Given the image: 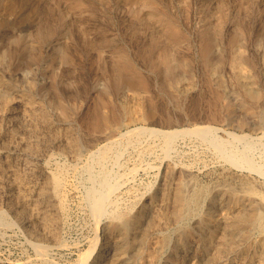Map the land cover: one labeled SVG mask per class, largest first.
<instances>
[{
  "label": "rangeland",
  "instance_id": "1",
  "mask_svg": "<svg viewBox=\"0 0 264 264\" xmlns=\"http://www.w3.org/2000/svg\"><path fill=\"white\" fill-rule=\"evenodd\" d=\"M205 1H209L208 2L209 5H207ZM247 1L246 0H242V1L241 0H231V1L228 0L227 2L226 0H212V1L210 0H183V1L182 0H155V5H156L155 9L153 8L150 9L149 7H143L137 16H133L128 11V7L124 4V1L122 0H34L33 1L34 8L31 9L30 14H29L30 18L33 19L31 23L25 25L22 21H17L15 24L0 25V53H1L0 54L1 56L0 57V76L2 77V79L0 80V109L2 107V109L0 110V115L3 116V117L0 116V119H2L0 121V130H1L0 133L2 132L3 134L6 135V137L4 135V138L0 139V143H1L0 144L1 145L0 146V160H1L0 169L2 168L0 170V210H1L0 218H2V220L0 219L1 220L0 221L1 222L0 223V258H1L0 264H6L8 262H11V260H14L16 263L19 262L20 264H48V263L49 264H56V263L57 264H68L69 263L70 264L73 261L74 262L71 264H97V263L102 264L104 261L97 262V259H96L97 256L101 253L102 251L101 249L97 250L98 253L95 256H91L89 257V259H86V258L90 255L92 243L97 242L98 240L97 235H99L100 232L101 233L104 232L106 225L110 218L109 212L113 208L114 209L121 208L120 210L128 212L130 214L129 215L130 217L132 215V212L136 211V209H140L144 207V204L146 202L145 200H147L150 196H153V197L155 196L156 198L157 197L156 190L158 189L159 183L163 180V173L166 169L173 171L175 181L183 182L184 192L187 194L189 193V195L186 194L187 196H193L195 192H199V200L197 203L192 204L190 208L187 209L184 217L181 220L176 221L175 218L172 216L173 215L172 212H170L169 210L168 212L161 213L162 215L159 214L158 217L156 216L157 218L153 217L156 222L158 218L164 219L165 224L160 232L156 234H149V235L152 236V238L154 239L161 237L163 234H166V235L170 234V235H167L166 244L158 251L159 254L157 255L160 257L158 258L157 256L156 260H154L152 264H158V263L159 264H171L170 259L172 258L173 255L181 259L184 262V264H204L203 262L201 263V260H200V257L203 255L202 253L203 243L201 242L202 241L201 239L204 238L206 234H208L211 230L212 231L210 232V234L214 233L216 235L217 233H219V231H221L220 226L224 225L225 223H227V225L229 226L231 222L233 221L232 219L234 217L233 214L235 212V208L241 207L240 205L244 202L246 203L251 202L255 204L261 211H264V205H263L264 204V200H263L264 199V173L262 172L259 173L260 171H257L254 168L248 167L247 165L245 166V164L243 163L238 164V165L236 164L237 166L235 165V163L233 162L231 163V161L228 158H226V156L223 153L221 154V152L218 149H216L215 145L210 141L211 139L209 137L203 136L204 137L203 138L201 137L202 135L200 136V134H196L193 132H187V133L178 135L177 138L175 137L176 139L174 138L173 140L174 142H172L171 145L167 146V143L164 142L166 141V139L165 137L162 138L163 135L161 133L159 134L157 133L156 135L155 132H150L151 133L150 134L149 131H146L147 132L146 133V132H138L136 130L137 127L142 126V125L154 126L157 128L163 127L162 129H172L174 127L180 128L184 126L192 127L196 125H204L205 123H206L205 125L210 124V126L216 127L214 128L216 129L217 135L223 134L224 137L219 135L217 136L218 138L220 139L229 138L230 141L225 146L228 149H233V148L238 149V147H243V145L246 144L248 141L254 142L253 143L254 145H251L250 155L252 156L254 160H256L258 164H261V163L264 164V135L262 134V132H264V124H262L261 119H260L261 118L260 114L264 113L262 112V110L264 111V100H263L264 99V91H263L264 90V57H263L264 56V34H263L264 33V26H263L264 25V0L262 1L261 0H256V1L249 0L250 3ZM118 2H119V5H118ZM202 2L206 4L205 5L206 9L204 8V4ZM215 4L218 7L215 6ZM197 7H198V10H197ZM49 10L52 11L51 14L49 13ZM193 10H195V12ZM204 11H205V14H204ZM251 12H252L251 14L252 16L249 15ZM163 13L170 15L174 19V23L176 24L177 29L178 30L180 29L179 37L173 38L170 35L169 31L166 29V27H164L162 22L158 20L157 18L158 15L163 14ZM198 13L200 15H198ZM226 14H229V16ZM208 17L211 19L208 20ZM250 17H252L253 19ZM202 19L203 21H199ZM220 19L221 21H219ZM214 20L215 22H212ZM224 20L226 22L228 21L229 22L225 23ZM205 22H206V25H205ZM216 22H219V23H216ZM221 22L224 23L225 25L223 24L222 26ZM216 24L218 25L217 28H216ZM198 25L199 26L203 25L202 26L203 28L197 27ZM208 27L210 28L208 29ZM186 29H188L190 33L193 31L192 34H190L189 31L187 33ZM206 30L207 31L209 30V31L206 32ZM214 30L217 32H215ZM221 30L223 32L222 33L223 36L221 35ZM156 31L158 33H156ZM213 31L214 33H217V34H213ZM201 34H204L205 38H204V35H201ZM241 35H245L246 37L245 36L241 37ZM193 37L197 38V40L194 39ZM65 38H68V39H65ZM239 38L241 41L239 40ZM247 38H249L250 41H248ZM198 40L200 42H198ZM206 42H209L211 46L209 50V56H210L209 64H206L203 59V48ZM248 42L251 45H249ZM225 44H227V46ZM243 48L246 50V53ZM230 49L232 50L231 53H229ZM249 49H250V52H249ZM235 51L237 52L242 51L241 54L244 59L246 58L245 61L250 60V62L246 61L248 62L247 64L245 61L242 62V67L244 68L242 69L245 71V72L243 71L244 76L242 77L244 78V81L248 85L251 86L253 84L252 87L256 90L258 89L261 95V97L258 100L252 99L245 92L242 86V83L238 81V78L232 73L230 69L231 59ZM253 51L254 53H252ZM121 55H125L126 57L131 59L135 63L137 69L147 77L148 79L147 86L133 87V86H129L128 84H125L117 89L114 87V83L116 79L121 80L123 75L128 74L127 72H125L126 74L125 73L119 74V76L115 74L114 64L116 63V60ZM165 55H168L169 58H171L172 65H168L164 62ZM227 56H228V59L226 58ZM213 69L214 71L211 72ZM174 70H179L182 73L181 75L182 79H180V82L178 83V88H181L179 90L174 88L175 85H170L167 83V79L172 76V73ZM210 73L211 75H209ZM261 75H262V78H261ZM260 80H262L263 84H261ZM191 82H193V84H191ZM254 82H257V83H254ZM184 83L187 84L188 86L184 85ZM204 86H205V89H204ZM212 86H214L215 88H213ZM67 89L70 90V92H68ZM236 92L240 94L237 95ZM12 94L13 95H16V94L23 95L24 94L23 96L25 98L27 95L26 99H28V101H31L30 103L33 105V109H34L33 113H31L32 111L22 112L21 102H15L13 103V106L10 107V105L12 104L10 102L11 101L10 98L13 96ZM122 95L125 97H123ZM236 97H237V100H236ZM40 99H42L43 101ZM123 99L125 100V103L122 102L124 101ZM133 99L134 101H132ZM5 100L8 102H5ZM253 102H255L256 105L253 104ZM97 103H100L101 111L109 115V120L107 121L106 124H103L100 127H93L92 122L94 120ZM125 104L129 106L130 108L126 110L124 108ZM62 105L67 106L66 111H64L61 108ZM15 106L16 107L18 106L17 110ZM208 109H209V112H208ZM15 112H16V115H15ZM203 115H205L206 117H203ZM199 116H200V119H199ZM208 116L210 117L207 119ZM12 118H16L17 121L16 119H12ZM168 119H170V121H168ZM50 121L53 123H51ZM160 122H161V125H160ZM163 122L167 125H165ZM175 122H178V123H175ZM12 123H13V126H12ZM31 124H32V127L30 126ZM52 126L54 127V129ZM22 128L23 130H21ZM34 128L36 129L35 131H34ZM217 128H220V129H217ZM132 129L134 130V132L133 131H129L130 133L127 132L128 130H132ZM37 132L39 134H37ZM232 132L243 133L247 135L249 134V136H248V139L245 138L241 141L234 140L231 134ZM20 134L21 136L27 137V139L31 136V139L28 140L26 144L24 143V145H21L19 144ZM41 134H42V137H41ZM102 134L104 137L102 136ZM148 135H150V137H148ZM93 136L95 137V139ZM115 136H118V137H115ZM258 136H261V137H258ZM65 139L68 140L69 142L68 144L66 143L67 140ZM85 139H88L89 141ZM138 140L140 141L138 142ZM7 141L8 143H5ZM43 141L44 142L46 141V142L43 143ZM113 142L115 143V145ZM242 143L244 144L242 145ZM16 144L18 145V147ZM59 144H61V146ZM62 144L65 146H63ZM101 144L102 146L105 144H108L109 147L111 148V149L108 148L106 152L107 154H104V157L103 155L101 156L98 154L97 155L94 154V152L99 148V146H101ZM111 144L113 145L111 146ZM124 145L128 148H126ZM25 146H26V149H24ZM136 149H137V152H136ZM6 151L7 153H5ZM116 152L119 158H117L118 156L116 155ZM167 152L169 153L168 155H167ZM138 153L139 155L137 156ZM128 154L130 155L128 156ZM5 155L7 156L5 157ZM91 156L95 159L93 160ZM163 156L165 160H163L164 159ZM223 156L224 158L222 159ZM167 157H170V158H167ZM225 158L228 159L229 161L226 160ZM108 159H110V162H107ZM23 160L25 163L22 164ZM121 161L122 163H120ZM57 162L59 164H57ZM91 165H94V166H91ZM157 165L159 167H157ZM188 165L189 166L191 165V166L189 167ZM22 166H23V169H22ZM42 166H46V167L48 166L47 168L50 170L58 171L60 173L62 172L61 174L63 176L62 182H61V185L58 191V198L56 200L57 208L54 205L56 210L57 209L58 210L54 213L55 215H53V221H54L53 226H54L55 234H56L54 236L55 239L53 240L52 238L47 237L49 235L44 233L42 225L34 217L28 204L26 205V203L29 202L30 199L36 196L35 192L31 191L32 190L31 188L34 185L42 182L41 186L43 189H45V184H46L45 179L43 177V173L40 170ZM68 166L71 169H69ZM262 166L264 167V165ZM100 167H102L103 169H101ZM240 167H244V168H240ZM10 168L13 172L10 171ZM183 169H185L186 171L185 170L183 171ZM98 170H100V172ZM252 170H255V171H252ZM91 171H93L94 173ZM66 173L67 175H65ZM105 174L109 176L110 182L113 185H115L116 189L113 190L114 193L112 192L110 196L111 198L109 197V202L107 203V205L108 204L109 205L108 206L106 205L107 211L104 214L105 216L104 215L103 217L100 216L101 217L100 218L96 216L95 214L93 215L92 213L93 209L91 207L92 205L90 202L91 197H88L89 195L87 191L89 187H91V185L96 188H100L102 181L104 180V177L106 176ZM123 174H126V175H123ZM235 175L237 176L235 177ZM91 176H93V178ZM36 177H38V179ZM81 177L83 180L81 179ZM87 179H89V181ZM212 180H214V182ZM116 181L118 182V184L120 183L122 184L117 185ZM122 181H124L125 183ZM15 184H18V185L16 186ZM207 184L209 185V187L207 186ZM27 185L29 186V190H24V188L22 187L27 186ZM229 185H231V187ZM16 187H18L17 188L18 191H15ZM258 189L260 190L258 191ZM14 193L16 194L14 195ZM10 194H11V197L9 198ZM49 194L50 192L48 191L45 193L43 198H41L42 200L44 199L43 204L45 205L47 204V206H49V202L50 203L52 202L51 196ZM62 195L65 197H63ZM115 198H117V200ZM11 199L14 201H12ZM115 201H117V203H115ZM2 202L6 204H3ZM110 202L112 205L110 204ZM68 205H69V208H67ZM2 211H3V214L1 213ZM18 211H21V216L18 215L17 213ZM67 214H70V216ZM148 214H149L148 211L146 210V208H144L143 212L141 213V220H143L141 222L146 223L147 220L149 219L151 220L152 217L150 215L147 216ZM6 217L8 218L7 222L9 223L11 222L10 224L6 223L5 221ZM187 218H188V222H187ZM205 220H207V223H206L207 225L204 223ZM217 221H219L218 222L219 224L217 223ZM214 222L215 224L216 223L218 224V227L215 230L220 229L217 232L213 229ZM91 224L93 225L91 226ZM20 227L22 230L20 229ZM248 230H249V225L242 224L238 230L234 231L232 235L229 236L230 239H228L227 244H226V247L228 246L226 250L228 251L227 255L230 258V261L228 264H240V262L242 263L244 262L243 264H249L250 262H251L250 264H254V263L257 264L256 258H257V255L260 253L259 251H262V250L264 251V247L258 244L259 243L258 239L261 236V233L259 232L258 229L252 228L250 238L246 239L245 232ZM21 233H23V235ZM149 235L146 238L150 237ZM43 236L44 237L46 236V237L43 238ZM29 239L31 241L35 240L36 243L33 241L32 242L33 245H32ZM63 240L67 242L66 243L67 245L62 246L65 244ZM29 241L31 244L29 243ZM48 241H50V243ZM37 244L38 246L40 244L45 245V247L47 248L46 253H44L43 255H40ZM46 245H51V246H46ZM99 245H100V240L98 241L97 246L99 247ZM256 246L257 248H255ZM146 248H147V245L145 242H143L141 245V249L145 252ZM88 250L89 252H87ZM240 251H242L243 254ZM78 252H80V254ZM251 253H253V255ZM46 254H47V257L45 256ZM245 255L247 257H245ZM141 256H144V253L140 256H136L132 254L130 256V260H132L133 262L140 260V259L145 260V257H141ZM83 257H84V260H83ZM27 258H30V259L28 260ZM26 259H27V263H25ZM54 259L56 260V262ZM16 260H20V261H16ZM81 260L82 262H80ZM29 261L31 263H29ZM40 261L43 263H41Z\"/></svg>",
  "mask_w": 264,
  "mask_h": 264
},
{
  "label": "bare ground",
  "instance_id": "2",
  "mask_svg": "<svg viewBox=\"0 0 264 264\" xmlns=\"http://www.w3.org/2000/svg\"><path fill=\"white\" fill-rule=\"evenodd\" d=\"M33 1L34 0H0V25H6V24H15L17 21H22L25 25H27V24H29V23H31L32 21H33V19H31L30 18V16H29V14H30V11H31V9H33L34 8V4H33ZM122 1H124V4L128 7V11L133 15V16H137L139 13H140V10L143 8V7H149L150 9H155V7H156V5H155V0H122ZM183 1V0H182ZM210 1H212V0H210ZM227 2H228V0H226ZM231 1V0H230ZM242 1V0H241ZM247 1V0H246ZM251 1V0H250ZM250 1L248 0L247 2H249L250 3ZM256 1V0H255ZM262 1V0H261ZM92 2V1H91ZM103 2V1H102ZM206 2V4L207 5H209L208 4V2L209 1H205ZM219 2V1H218ZM225 2V1H224ZM233 2V1H232ZM95 3V2H94ZM111 3H112V1H111ZM203 3V2H202ZM212 3V2H211ZM213 3H215V2H213ZM221 3V2H220ZM223 3V2H222ZM40 4V3H39ZM65 4V3H64ZM99 4H101V3H99ZM204 4V8L206 7L205 5V3H203ZM218 4V3H217ZM224 4V3H223ZM237 4V3H236ZM118 5H119V2H118ZM187 5V4H186ZM235 5V4H234ZM249 5V4H248ZM247 5V6H248ZM215 6H217L216 4H215ZM220 6H222V5H220ZM239 6V5H238ZM246 6V7H247ZM66 7V6H65ZM106 7V6H105ZM113 7V6H112ZM218 7V6H217ZM216 7V8H217ZM229 7V6H228ZM230 7H232V6H230ZM101 8V7H100ZM114 8V7H113ZM202 8V7H201ZM215 8V9H216ZM245 8V7H244ZM97 9V8H96ZM115 9V8H114ZM114 9H112V10H114ZM169 9V8H168ZM206 9V8H205ZM227 9V8H226ZM233 9V8H232ZM237 9V8H236ZM248 9V8H247ZM69 10V9H68ZM106 10V9H105ZM104 10V11H105ZM144 10V9H143ZM197 10H198V7H197ZM213 10H214V8H213ZM217 10H219V9H217ZM243 10V9H242ZM194 12H195V10H193ZM68 12H70V11H68ZM111 12V11H110ZM202 12V11H201ZM208 12V11H207ZM231 12V11H230ZM229 12V13H230ZM248 12V11H247ZM49 13L51 14L52 13V11L51 10H49ZM95 13V12H94ZM101 13V12H100ZM107 13V12H106ZM112 13V12H111ZM172 13V12H171ZM197 13V12H196ZM195 13V14H196ZM97 14V13H96ZM109 14V13H108ZM115 14V13H114ZM204 14H205V11H204ZM210 14V13H209ZM208 14V15H209ZM232 14H233V12H232ZM252 14V12L249 14V15H251ZM102 15V14H101ZM155 15V14H154ZM153 15V16H154ZM197 15V14H196ZM198 15H200L199 13H198ZM226 15H228L229 16V14H226ZM241 15V14H240ZM239 15V16H240ZM82 16V15H81ZM121 16H123V15H121ZM146 16V15H145ZM147 16H148V14H147ZM192 16V15H191ZM195 16V15H194ZM205 16V15H204ZM214 16V15H213ZM219 16V15H218ZM236 16V15H235ZM252 16V15H251ZM67 17V16H66ZM190 17V16H189ZM196 17V16H195ZM203 17V16H202ZM216 17V16H215ZM226 17V16H225ZM249 17V16H248ZM74 18V17H73ZM84 18V17H83ZM112 18H113V16H112ZM116 18V17H115ZM158 20L160 21V22H162V24L164 25V27H166V29L169 31V33H170V35L173 37V38H177V37H179V30L177 29V26H176V24L174 23V19L170 16V15H168V14H165V13H163V14H160V15H158ZM219 18V17H218ZM250 18H252V17H250ZM249 18V19H250ZM260 18V17H259ZM79 19V18H78ZM196 19V18H195ZM201 19V18H200ZM204 19H206V18H204ZM209 19H211V18H209L208 17V20ZM226 19V18H225ZM237 19V18H236ZM253 19V18H252ZM109 20V19H108ZM113 20H114V18H113ZM113 20H112V22H113ZM129 20V19H128ZM153 20V19H152ZM227 20V19H226ZM251 20V19H250ZM155 21V20H154ZM199 21H203V19L202 20H199ZM204 21H206V20H204ZM219 21H221V19L219 20ZM223 21V20H222ZM225 21V20H224ZM134 22V21H133ZM151 22V21H150ZM177 22V21H176ZM192 22V21H191ZM212 22H215V20L214 21H212ZM229 22V21H228ZM228 22H226L225 21V23H228ZM235 22V21H234ZM81 23V22H80ZM114 23H115V21H114ZM138 23V22H137ZM199 23V22H198ZM201 23V22H200ZM216 23H219V22H216ZM222 23V22H221ZM249 23V22H248ZM252 23H253V21H252ZM252 23H250V24H252ZM44 24V23H43ZM211 24V23H210ZM223 24L224 23H222V26H223ZM243 24V23H242ZM249 24V25H250ZM192 25V24H191ZM205 25H206V22H205ZM220 25V24H219ZM225 25V24H224ZM235 25V24H234ZM34 26V25H33ZM203 26V25H202ZM202 26H197V27H202ZM215 26V25H214ZM217 24H216V28H217ZM264 26V25H263ZM262 26V27H263ZM162 27V26H161ZM207 27V26H206ZM220 27V26H219ZM218 27V28H219ZM236 27H238V26H236ZM5 28V27H4ZM163 28V27H162ZM203 28V27H202ZM210 27H208V29H209ZM215 28V27H214ZM222 28H224V27H222ZM64 29V28H63ZM198 29V28H197ZM211 29H212V27H211ZM220 29V28H219ZM8 30V29H7ZM163 30V29H162ZM166 30V31H167ZM185 30V29H184ZM187 30V33H188V29H186ZM217 30V29H216ZM226 30V29H225ZM2 31V30H1ZM9 31V30H8ZM23 31V30H22ZM28 31V30H27ZM58 31V30H57ZM62 31V30H61ZM84 31V30H83ZM199 31H201V30H199ZM203 31H204V29H203ZM209 31V30H208ZM207 30H206V32H208ZM215 31V30H214ZM214 31H213V34H217V33H214ZM224 31V30H223ZM15 32V31H14ZM18 32V31H17ZM20 32V31H19ZM160 32V31H159ZM193 32V31H192ZM192 32L190 33V31H189V33L190 34H192ZM215 32H217V31H215ZM9 33V32H8ZM156 33H158L157 31H156ZM203 33V32H202ZM222 30H221V35H222ZM234 33V32H233ZM239 33H240V31H239ZM262 33H263V31H262ZM199 34V33H198ZM197 34V35H198ZM210 34V33H209ZM212 34V35H213ZM242 34H244V33H242ZM253 34V33H252ZM264 34V33H263ZM64 35V34H63ZM194 35H195V33H194ZM193 35V36H194ZM201 35H204V34H201ZM208 35V34H207ZM66 36V35H65ZM64 36V37H65ZM156 36V35H155ZM187 36V35H186ZM199 36V35H198ZM223 36V35H222ZM242 36H245V35H241V37ZM44 37V36H43ZM54 37V36H53ZM160 37H161V35H160ZM213 37V36H212ZM246 37V36H245ZM6 38V37H5ZM45 38V37H44ZM56 38V37H55ZM157 38V37H156ZM166 38V37H165ZM194 39H196L197 40V38H195V37H193ZM204 38H205V35H204ZM254 38V37H253ZM259 38V37H258ZM60 39V38H59ZM65 39H68V38H65ZM187 39H188V37H187ZM207 39V38H206ZM251 39V38H250ZM54 40V39H53ZM193 40V39H192ZM214 40V39H213ZM226 40V39H225ZM239 40H240V38H239ZM247 40L248 41H250L249 40V38H247ZM259 40V39H258ZM37 41V40H36ZM52 41V40H51ZM162 41V40H161ZM190 41V40H189ZM203 41V40H202ZM205 41V40H204ZM241 41V40H240ZM239 41V42H240ZM46 42V41H45ZM198 42H200L199 40H198ZM252 42V41H251ZM30 43V42H29ZM53 43V42H52ZM170 43V42H169ZM177 43V42H176ZM189 43V42H188ZM195 43V42H194ZM221 43V42H220ZM219 43V44H220ZM237 43V42H236ZM249 43V42H248ZM257 43V42H256ZM242 44V43H241ZM245 44V43H244ZM49 45V44H48ZM176 45V44H175ZM188 45V44H187ZM226 46H227V44H225ZM236 45V44H235ZM249 45H251L250 43H249ZM248 45V46H249ZM52 46V45H51ZM171 46H173V45H171ZM189 46H191V45H189ZM194 46V45H193ZM192 46V47H193ZM196 46V45H195ZM238 46V45H237ZM242 46V45H241ZM53 47V46H52ZM56 47V46H55ZM175 47V46H174ZM210 44H209V42H206V44H205V46H204V48H203V59H204V61H205V63L206 64H209L210 63V56H209V50H210ZM223 47V46H222ZM243 47V46H242ZM245 47H246V45H245ZM250 47V46H249ZM248 47V48H249ZM35 48V47H34ZM38 48V47H37ZM224 48V47H223ZM229 48V47H228ZM240 48V47H239ZM247 48V49H248ZM253 48V47H252ZM252 48H250V49H252ZM13 49V48H12ZM216 49V48H215ZM232 49V48H231ZM230 49V52L229 53H231V50ZM236 49V48H235ZM244 49V48H243ZM250 49H249V52H250ZM194 50V49H193ZM222 50V49H221ZM226 50H227V48H226ZM245 50V49H244ZM195 52V51H194ZM241 52L242 51H240V52H237V51H235L234 52V54H233V56H232V59H231V63H230V66H231V71H232V73L238 78V81H240L241 83H242V86H243V88H244V90H245V92L252 98V99H255V100H258L260 97H261V95H260V92L258 91V89L256 90V89H254L253 87H252V85L250 86V85H248L245 81H244V78L242 77V76H244L243 75V73L245 72L243 69V67H242V62H244L245 61V59L243 58V56H242V54H241ZM245 53H246V50H245ZM252 53H254V51L252 52ZM1 54V53H0ZM44 54V53H43ZM120 54V53H119ZM223 54V53H222ZM228 54V53H227ZM36 55H37V53H36ZM221 55V54H220ZM249 55V54H248ZM256 55V54H255ZM262 55V54H261ZM43 56V55H42ZM162 56V55H161ZM246 56V55H245ZM244 56V57H245ZM253 56V55H252ZM257 56V55H256ZM255 56V57H256ZM263 56V55H262ZM1 57V56H0ZM181 57V56H180ZM195 57V56H194ZM217 57V56H216ZM225 57V56H224ZM250 57V56H249ZM264 57V56H263ZM196 58H197V56H196ZM227 59H228V56L226 57ZM263 60V59H262ZM195 61V60H194ZM197 61V60H196ZM225 61H226V59H225ZM229 61V60H228ZM246 61H248V60H246ZM245 61V62H246ZM29 62V61H28ZM164 62L166 63V64H168V65H172V63H171V58H169V56L168 55H165V57H164ZM248 62H250V60L248 61ZM248 62H246V64L248 63ZM157 63V62H156ZM219 63V62H218ZM227 63V62H226ZM229 63V62H228ZM257 63V62H256ZM24 64V63H23ZM137 64V63H136ZM149 64H151V63H149ZM154 64V63H153ZM200 64V63H199ZM227 65V64H226ZM245 65V64H244ZM251 65V64H250ZM109 66V65H108ZM221 66V65H220ZM257 66V65H256ZM139 67V66H138ZM181 67V66H180ZM202 67V66H201ZM200 67V68H201ZM226 67H228V66H226ZM251 67V66H250ZM32 68V67H31ZM70 68V67H69ZM243 68V69H242ZM247 68H248V66H247ZM28 69H30V68H28ZM217 69V68H216ZM219 69H220V67H219ZM218 69V70H219ZM226 69V68H225ZM253 69V68H252ZM8 70V69H7ZM54 70V69H53ZM150 70V69H149ZM209 70V69H208ZM227 70V69H226ZM27 71V70H26ZM50 71V70H49ZM114 71H115V74L117 75V76H119V74H124L125 72H127L128 74H126V75H123L122 76V79L121 80H119V79H116L115 80V83H114V87L117 89V88H119V87H121V86H123V85H125V84H128L129 86H133V87H135V86H140V87H142V86H147V84H148V79H147V77L144 75V74H142L138 69H137V67H136V65H135V63L131 60V59H129L128 57H126L125 55H121V56H119V58L116 60V63L114 64ZM214 71V69L211 71V72H213ZM217 71V70H216ZM244 71V72H243ZM8 72V71H7ZM37 72H38V70H37ZM155 72V71H154ZM153 72V73H154ZM197 72H199V71H197ZM204 72H206V71H204ZM218 72V71H217ZM258 72H259V70H258ZM3 73V72H2ZM20 73V72H19ZM26 73V72H25ZM49 73V72H48ZM159 73V72H158ZM223 73V72H222ZM221 73V74H222ZM231 73V72H230ZM253 73V72H252ZM251 73V74H252ZM21 74V73H20ZM35 74V73H34ZM41 74V73H40ZM81 74H83V73H81ZM107 74V73H106ZM156 74V73H155ZM28 75V74H27ZM37 75V74H36ZM47 75V74H46ZM77 75V74H76ZM181 75H182V73L179 71V70H174L173 71V73H172V76L170 77V78H168L167 79V83L168 84H170V85H175V89H177V90H179V89H181V88H178V83L180 82V79H182L181 78ZM209 75H211V73L209 74ZM229 75V74H228ZM254 75H255V73H254ZM260 75V74H259ZM258 75V76H259ZM204 76V75H203ZM234 76V77H235ZM5 77V76H4ZM40 77V76H39ZM44 77V76H43ZM46 77V76H45ZM196 77V76H195ZM212 77V76H211ZM231 77H233V76H231ZM256 77V76H255ZM28 78V77H27ZM41 78H42V76H41ZM49 78V77H48ZM80 78V77H79ZM197 78V77H196ZM204 78V77H203ZM216 78V77H215ZM225 78V77H224ZM258 78H260V77H258ZM261 78H262V75H261ZM2 79V77L0 76V80ZM47 79V78H46ZM200 79H201V77H200ZM221 79V78H220ZM227 79V78H226ZM231 79V78H230ZM253 79V78H252ZM6 80V79H5ZM49 80V79H48ZM85 80V79H84ZM197 80V79H196ZM235 80V79H234ZM149 81H151V80H149ZM226 81V80H225ZM25 82V81H24ZM48 82V81H47ZM187 82V81H186ZM201 82V81H200ZM234 82V81H233ZM248 82V81H247ZM258 82V81H257ZM257 82H254V83H257ZM260 82H261V84H263L262 83V80H260ZM16 83V82H15ZM28 83H30V82H28ZM152 83V82H151ZM155 83V82H154ZM189 83V82H188ZM203 83H204V81H203ZM226 83V82H225ZM19 84H20V82H19ZM24 84V83H23ZM49 84V83H48ZM191 84H193V82H191ZM22 85V84H21ZM28 85V84H27ZM184 85H187V84H185L184 83ZM214 85V84H213ZM215 85H217V84H215ZM227 85V84H226ZM259 85V84H258ZM24 86V85H23ZM158 86V85H157ZM188 86V85H187ZM198 86V85H197ZM200 86V85H199ZM222 86H223V84H222ZM230 86V85H229ZM228 86V87H229ZM256 86V85H255ZM184 87V86H183ZM202 87V86H201ZM213 88H215L214 86H212ZM235 87H237V86H235ZM234 87V88H235ZM7 88V87H6ZM82 88V87H81ZM159 88V87H158ZM207 88V87H206ZM212 88V89H213ZM218 88V87H217ZM216 88V89H217ZM223 88V87H222ZM9 89V88H8ZM25 89V88H24ZM64 89H65V87H64ZM160 89V88H159ZM184 89V88H183ZM182 89V90H183ZM204 89H205V86H204ZM232 89H233V87H232ZM11 90V89H10ZM68 90V89H67ZM66 90V91H67ZM186 90V89H185ZM190 90H192V89H190ZM214 90V89H213ZM227 90V89H226ZM225 90V91H226ZM32 91V90H31ZM45 91V90H44ZM116 91V90H115ZM114 91V92H115ZM142 91V90H141ZM161 91V90H160ZM163 91V90H162ZM197 91V90H196ZM195 91V92H196ZM200 91V90H199ZM215 91V90H214ZM232 91V90H231ZM234 91V90H233ZM264 91V90H263ZM262 91V92H263ZM68 92H70V90H68ZM123 92H125V91H123ZM131 92V91H130ZM176 92V91H175ZM180 92V91H179ZM198 92V91H197ZM201 92V91H200ZM199 92V93H200ZM20 93V92H19ZM37 93V92H36ZM122 93V92H121ZM128 93H129V91H128ZM134 93V92H133ZM184 93H186V92H184ZM198 93V94H199ZM202 93V92H201ZM209 93V92H208ZM241 93H243V92H241ZM33 94V93H32ZM126 94H127V92H126ZM136 94V93H135ZM139 94V93H138ZM137 94V95H138ZM165 94V93H164ZM236 94L237 95H239L240 93H237L236 92ZM236 94H235V96H236ZM11 95V94H10ZM13 95V94H12ZM24 95V94H23ZM22 94H16V95H13L10 99H11V105H10V107L11 106H13V103H15V102H21L22 103V107H21V111L23 112V111H32L31 113H33V105L30 103L31 101H28V99H26L27 98V95H26V98L23 96ZM200 95V94H199ZM233 95V94H232ZM242 95V94H241ZM6 96V95H5ZM55 96V95H54ZM123 96V95H122ZM133 96V95H132ZM201 96V95H200ZM8 97V96H7ZM6 97V98H7ZM120 97V96H119ZM123 97H125V96H123ZM164 97V96H163ZM166 97V96H165ZM178 97V96H177ZM233 97V96H232ZM231 97V98H232ZM239 97V96H238ZM56 98V97H55ZM137 98V97H136ZM190 98V97H189ZM195 98H196V96H195ZM199 98V97H198ZM241 98V97H240ZM38 99V98H37ZM121 99H122V97H121ZM125 99V98H124ZM123 99V100H124ZM140 99H141V97H140ZM186 99V98H185ZM188 99V98H187ZM34 100V99H33ZM40 100H42V99H40ZM39 100V101H40ZM128 100H130V99H128ZM139 100V99H138ZM181 100H182V98H181ZM192 100H193V98H192ZM195 100V99H194ZM236 100H237V97H236ZM244 100V99H243ZM248 100H249V98H248ZM261 100V99H260ZM264 100V99H263ZM38 101V102H39ZM43 101V100H42ZM132 101H134V99L132 100ZM165 101V100H164ZM164 101H162V102H164ZM184 101V100H183ZM235 101V100H234ZM5 102H8V101H6L5 100ZM29 102V103H28ZM46 102V101H45ZM122 102H124L125 103V100L124 101H122ZM214 102V101H213ZM223 102V101H222ZM256 102V101H255ZM255 102H253V104H255ZM36 103V102H35ZM155 103V102H154ZM197 103H198V101H197ZM169 104V103H168ZM176 104H177V102H176ZM182 104H184V103H182ZM220 104V103H219ZM37 105H38V103H37ZM256 105V104H255ZM263 105V104H262ZM125 106V107H124ZM123 107L127 110V109H129L130 107L129 106H127L126 104L124 105ZM156 106V105H155ZM178 106V105H177ZM239 106V105H238ZM261 106V105H260ZM259 106V107H260ZM16 107V106H15ZM48 107V106H47ZM179 107V106H178ZM212 107V106H211ZM258 107V108H259ZM17 108H18V106L16 107V110H17ZM64 111H66L67 110V106H64V105H62V107H61ZM181 108H183V107H181ZM1 109H2V107H1ZM0 109V110H1ZM51 109V108H50ZM59 109V108H58ZM151 109H153V108H151ZM214 109V108H213ZM243 109V108H242ZM242 109H240V110H242ZM261 109V108H260ZM5 110V109H4ZM140 110V109H139ZM146 110V109H145ZM182 110V109H181ZM244 110V109H243ZM249 110V109H248ZM258 110V109H257ZM19 111V110H18ZM52 111V110H51ZM40 112V111H39ZM53 112V111H52ZM71 112V111H70ZM208 112H209V109H208ZM245 112V111H244ZM262 112H264L263 110H262ZM3 113V112H2ZM5 113V112H4ZM7 113V112H6ZM21 113V112H20ZM35 113V112H34ZM227 113V112H226ZM249 113V112H248ZM258 113V112H257ZM261 113V112H260ZM259 113V114H260ZM18 114V113H17ZM42 114V113H41ZM73 114V113H72ZM71 114V115H72ZM169 114V113H168ZM186 114V113H185ZM184 114V115H185ZM205 114V113H204ZM225 114V113H224ZM14 115V114H13ZM15 115H16V112H15ZM31 115V114H30ZM33 115H35V114H33ZM44 115V114H43ZM53 115V114H52ZM80 115V114H79ZM83 115H84V113H83ZM183 115V114H182ZM206 115V114H205ZM205 115H203V117H206ZM261 115V122H262V124H264V113H261L260 114ZM1 116V115H0ZM162 116V115H161ZM257 116V115H256ZM1 117H3V116H1ZM169 117V116H168ZM210 116H208L207 117V119L209 118ZM34 118H35V116H34ZM56 118V117H55ZM10 119V118H9ZM12 119H16V118H12ZM11 119V120H12ZM44 119H45V117H44ZM47 119V118H46ZM160 119V118H159ZM171 119V118H170ZM170 119H168V121H170ZM197 119V118H196ZM199 119H200V116H199ZM215 119V118H214ZM224 119H225V117H224ZM259 119V118H258ZM2 119H0V121H1ZM28 120V119H27ZM39 120V119H38ZM70 120V119H69ZM79 120V119H78ZM109 120V115L107 114V113H105V112H102L101 111V109H100V103H97V108H96V111H95V116H94V120H93V122H92V126L93 127H100V126H102L103 124H106L107 123V121ZM127 120V119H126ZM173 120V119H172ZM4 121V120H3ZM2 121V122H3ZM9 121V120H8ZM16 121H17V119H16ZM42 121V120H41ZM45 121V120H44ZM124 121V120H123ZM198 121V120H197ZM27 122V121H26ZM51 122V121H50ZM58 122V121H57ZM133 122V121H132ZM6 123V122H5ZM29 123H31V122H29ZM34 123V122H33ZM51 123H53V122H51ZM50 123V124H51ZM145 123V122H144ZM164 123V122H163ZM162 123V124H163ZM175 123H178V122H175ZM192 123V122H191ZM200 123V122H199ZM3 124V123H2ZM23 124V123H22ZM123 124V123H122ZM124 124H126V123H124ZM165 124V123H164ZM189 124V123H188ZM206 124V123H205ZM196 125V126H192V127H180V128H176V127H174V128H172V129H162V128H157V127H154V126H147V125H142V126H139V127H137L136 128V130L138 131V132H146V131H149V133L150 132H155L156 133V135H157V133L159 134V133H161L162 135H163V137L162 138H164L165 137V139H166V141H164V142H166L167 143V146H169V145H171L172 144V142H174L173 140H174V138L176 137L177 138V136L178 135H181V134H183V133H187V132H193V133H196V134H200V136L201 137H203V136H207V137H209L211 140V142L215 145V147H216V149H218L220 152H221V154L223 153L225 156H226V158H228L230 161H231V163L233 162V163H235V165L237 164H241V163H243V164H245V166L247 165L248 167H251V168H254V169H256L257 171H260L259 173H264V167L262 166V165H264V164H258L257 162H256V160H254L253 158H252V156L250 155V152H251V145H254L253 143L254 142H250V141H248L246 144H244V143H242V145H243V147H238V149H236V148H233V149H228V148H226L225 146H226V144H228V142L230 141L229 140V138L228 139H220V138H218L217 136H219V135H221V136H223V134H219V135H217V133H216V127L215 126H210V124H208V125ZM261 124V125H262ZM11 125V124H10ZM17 125V124H16ZM41 125V124H40ZM45 125V124H44ZM43 125V126H44ZM47 125V124H46ZM58 125V124H57ZM160 125H161V122H160ZM165 125H167V124H165ZM170 125V124H169ZM184 125V124H183ZM12 126H13V123H12ZM19 126V125H18ZM26 126H27V124H26ZM31 127H32V124L30 125ZM42 126V125H41ZM124 126H126V125H124ZM20 127V126H19ZM53 127V126H52ZM78 127V126H77ZM135 127V126H134ZM133 127V128H134ZM215 127V128H214ZM224 127V126H223ZM30 128V127H29ZM28 128V129H29ZM38 128V127H37ZM48 128H49V126H48ZM66 128V127H65ZM116 128V127H115ZM164 128H166V127H164ZM2 129V128H1ZM10 129V128H9ZM12 129V128H11ZM47 129V128H46ZM53 129H54V127H53ZM58 129V128H57ZM131 129V128H130ZM217 129H220V128H217ZM239 129V128H238ZM255 129V128H254ZM7 130V129H6ZM5 130V131H6ZM21 130H23V128L21 129ZM25 130V129H24ZM31 130V129H30ZM29 130V131H30ZM36 129L34 128V131H35ZM39 130V129H38ZM64 130V129H63ZM127 130V129H126ZM229 130V129H228ZM1 131V130H0ZM19 131V130H18ZM47 131V130H46ZM71 131V130H70ZM69 131V132H70ZM84 131V130H83ZM114 131V130H113ZM120 131V130H119ZM129 131H133L134 132V130L132 129V130H128L127 132H129ZM226 131H227V129H226ZM232 131V130H231ZM263 131V130H262ZM8 132V131H7ZM6 132V133H7ZM26 132V131H25ZM43 132V131H42ZM108 132H110V131H108ZM125 132V131H124ZM5 133V132H4ZM9 133V132H8ZM22 133V132H21ZM32 133V132H31ZM35 133V132H34ZM48 133V132H47ZM74 133V132H73ZM130 133V132H129ZM147 133V132H146ZM12 134V133H11ZM13 134H14V132H13ZM15 134H16V132H15ZM23 134V133H22ZM25 134H27V133H25ZM37 134H39L38 132H37ZM53 134V133H52ZM67 134V133H66ZM78 134H80V133H78ZM95 134V133H94ZM121 134V133H120ZM136 134H138V133H136ZM141 134V133H140ZM151 134V133H150ZM208 134V135H207ZM232 134V136H233V138H234V140H239V141H241V140H243V139H245V138H247L248 139V136H249V134L247 135V134H243V133H236V132H232L231 133ZM255 134V133H254ZM262 134L264 135V132H262ZM4 135L5 134H3L2 132L0 133V139H3L4 138ZM18 135V134H17ZM96 135V134H95ZM113 135V134H112ZM116 135V134H115ZM190 135V134H189ZM209 135H211V136H209ZM229 135V134H228ZM9 136V135H8ZM29 136V135H28ZM33 136H35V135H33ZM50 136H52V135H50ZM81 136V135H80ZM87 136V135H86ZM102 136H103V134H102ZM119 136V135H118ZM118 136H115V137H118ZM160 136V135H159ZM192 136V135H191ZM199 136V135H198ZM256 136V135H255ZM5 137H6V135H5ZM11 137V136H10ZM41 137H42V134H41ZM82 137V136H81ZM88 137V136H87ZM86 137V138H87ZM94 137V136H93ZM92 137V138H93ZM104 137V136H103ZM148 137H150V135H148ZM155 137V136H154ZM200 137V138H201ZM206 137V138H207ZM224 137V136H223ZM258 137H261V136H258ZM7 138H9V137H7ZM17 138H18V136H17ZM19 138H20V140H19V144H21V145H24V143L26 144L27 142H28V140H30L31 139V136L27 139V137H24V136H21V134H20V136H19ZM49 138V137H48ZM91 138V137H90ZM89 138V139H90ZM100 138V137H99ZM98 138V139H99ZM102 138V137H101ZM106 138V137H105ZM111 138V137H110ZM142 138V137H141ZM147 138V137H146ZM175 138V139H176ZM198 138V137H197ZM204 138V137H203ZM63 139V138H62ZM94 139H95V137H94ZM112 139V138H111ZM257 139V138H256ZM259 139V138H258ZM261 139V138H260ZM5 140H6V138H5ZM45 140V139H44ZM64 140V139H63ZM62 140V141H63ZM65 140H67V139H65ZM80 140V139H79ZM85 140H88V139H85ZM113 140V139H112ZM125 140V139H124ZM132 140V139H131ZM146 140V139H145ZM150 140V139H149ZM209 140V139H208ZM255 140V139H254ZM36 141V140H35ZM35 141H33V142H35ZM70 141V140H69ZM89 141V140H88ZM93 141V140H92ZM118 141V140H117ZM122 141V140H121ZM140 140H138V142H139ZM232 141V140H231ZM10 142H12V141H10ZM46 142V141H45ZM44 141H43V143H45ZM60 142V141H59ZM65 142V141H64ZM119 142V141H118ZM131 142V141H130ZM163 142V143H164ZM234 142V141H233ZM5 143H8V141L7 142H5ZM14 143V142H13ZM32 143V142H31ZM67 144L69 143L68 142V140H67V142H66ZM86 143V142H85ZM105 143H107V142H105ZM114 143V142H113ZM127 143V142H126ZM146 143V142H145ZM252 143V144H251ZM1 144V143H0ZM3 144V143H2ZM11 144V143H10ZM41 144V143H40ZM58 144V143H57ZM104 144V143H103ZM118 144V143H117ZM123 144V143H122ZM130 144V143H129ZM154 144V143H153ZM160 144V143H159ZM175 144V143H174ZM210 144V143H209ZM233 144V143H232ZM17 145V144H16ZM43 145V144H42ZM60 146H61V144H59ZM63 145V144H62ZM85 145V144H84ZM91 145V144H90ZM92 145H93V143H92ZM113 144H111V146H112ZM114 145H115V143H114ZM119 145V144H118ZM131 145V144H130ZM135 145V144H134ZM138 145V144H137ZM136 145V146H137ZM142 145V144H141ZM147 145V144H146ZM211 145V144H210ZM234 145V144H233ZM1 146V145H0ZM4 146V145H3ZM47 146H49V145H47ZM53 146V145H52ZM63 146H65V145H63ZM68 146V145H67ZM70 146V145H69ZM83 146V145H82ZM125 146V145H124ZM143 146V145H142ZM167 146H165V147H167ZM236 146V145H235ZM5 147H6V145H5ZM12 147V146H11ZM17 147H18V145H17ZM21 147V146H20ZM54 147V146H53ZM92 147V146H91ZM126 147V146H125ZM135 147V146H134ZM144 147V146H143ZM147 147V146H146ZM1 148H3V147H1ZM15 148V147H14ZM36 148V147H35ZM62 148V147H61ZM67 148V147H66ZM69 148H71V147H69ZM68 148V149H69ZM108 148H110L109 147V145L108 144H105V145H103L102 146V144H101V146H99V148L94 152V154H98V155H103V157H104V154H107L106 152H107V150H108ZM126 148H128V147H126ZM139 148V147H138ZM145 148V147H144ZM143 148V149H144ZM253 148V147H252ZM7 149V148H6ZM24 149H26V146H25V148ZM43 149V148H42ZM52 149V148H51ZM95 149V148H94ZM111 149V148H110ZM114 149H116V148H114ZM123 149V148H122ZM132 149H133V147H132ZM163 149V148H162ZM174 149V148H173ZM256 149V148H255ZM27 150H29V149H27ZM45 150V149H44ZM54 150V149H53ZM72 150V149H71ZM82 150V149H81ZM141 150V149H140ZM153 150V149H152ZM14 151V150H13ZM46 151V150H45ZM55 151V150H54ZM111 151V150H110ZM119 151V150H118ZM123 151V150H122ZM125 151V150H124ZM130 151V150H129ZM134 151H135V149H134ZM217 151V150H216ZM3 152V151H2ZM9 152V151H8ZM30 152V151H29ZM39 152V151H38ZM79 152V151H78ZM89 152H91V151H89ZM92 152H93V150H92ZM120 152H121V150H120ZM136 152H137V149H136ZM144 152V151H143ZM147 152V151H146ZM151 152V151H150ZM169 152V151H168ZM167 152V155L169 154ZM5 153H7V151L5 152ZM17 153H18V151H17ZM43 153V152H42ZM56 153V152H55ZM70 153V152H69ZM77 153V152H76ZM119 153V152H118ZM123 153V152H122ZM121 153V154H122ZM128 153V152H127ZM141 153V152H140ZM154 153V152H153ZM160 153V152H159ZM4 154V153H3ZM2 154V155H3ZM20 154V153H19ZM50 154V153H49ZM57 154V153H56ZM78 154V153H77ZM93 154V153H92ZM125 154V153H124ZM131 154V153H130ZM130 154H128V156L130 155ZM151 154V153H150ZM253 154V153H252ZM14 155V154H13ZM12 155V156H13ZM22 155V154H21ZM30 155V154H29ZM40 155V154H39ZM61 155V154H60ZM65 155V154H64ZM68 155V154H67ZM73 155V154H72ZM82 155V154H81ZM113 155V154H112ZM116 155H117V152H116ZM139 155V153L137 154V156ZM157 155V154H156ZM164 155H165V153H164ZM166 155V156H167ZM171 155V154H170ZM220 155V154H219ZM7 155H5V157H6ZM11 156V157H12ZM17 156V155H16ZM36 156H38V155H36ZM94 156V155H93ZM109 156V155H108ZM118 156V155H117ZM159 156V155H158ZM165 156V157H166ZM173 156V155H172ZM254 156V155H253ZM4 157V158H5ZM49 157V156H48ZM55 157V156H54ZM69 157V156H68ZM87 157H89V156H87ZM92 157V156H91ZM106 157V156H105ZM143 157V156H142ZM161 157V156H160ZM220 157V156H219ZM14 158H15V156H14ZM28 158V157H27ZM30 158V157H29ZM37 158V157H36ZM40 158V157H39ZM43 158V157H42ZM47 158V157H46ZM74 158V157H73ZM93 158V157H92ZM91 158V159H92ZM109 158V157H108ZM113 158V157H112ZM117 158H119V156L117 157ZM125 158V157H124ZM146 158V157H145ZM158 158V157H157ZM163 158H164V156H163ZM167 158H170V157H167ZM224 158V156L222 157V159ZM225 158V159H226ZM6 159V158H5ZM9 159H11V158H9ZM19 159V158H18ZM24 159V158H23ZM48 159V158H47ZM56 159V158H55ZM64 159H65V157H64ZM82 159V158H81ZM95 158H93V160H94ZM100 159V158H99ZM103 159V158H102ZM107 159V158H106ZM105 159V160H106ZM116 159V158H115ZM114 159V160H115ZM131 159V158H130ZM153 159V158H152ZM161 159V158H160ZM228 159H226V160H228ZM7 160V159H6ZM5 160V161H6ZM21 160V159H20ZM27 160V159H26ZM29 160V159H28ZM58 160V159H57ZM77 160H78V158H77ZM76 160V161H77ZM109 160V161H108ZM107 160V162H110V159H108ZM126 160V159H125ZM138 160V159H137ZM148 160V159H147ZM163 160H165V158L163 159ZM228 160V161H229ZM1 161V160H0ZM75 161V162H76ZM89 161V160H88ZM92 161V160H91ZM128 161V160H127ZM126 161V162H127ZM131 161V160H130ZM136 161V160H135ZM154 161V160H153ZM175 161V160H174ZM11 162V161H10ZM27 162V161H26ZM40 162V161H39ZM47 162V161H46ZM45 162V163H46ZM50 162V161H49ZM55 162V161H54ZM61 162V161H60ZM62 162H63V160H62ZM66 162V161H65ZM85 162V161H84ZM104 162V161H103ZM23 163H25L24 162V160H23V162H22V164ZM44 163V162H43ZM68 163V162H67ZM70 163V162H69ZM93 163V162H92ZM120 163H122V161L120 162ZM125 163V162H124ZM123 163V164H124ZM136 163H138V162H136ZM146 163V162H145ZM151 163V162H150ZM184 163V162H183ZM221 163V162H220ZM6 164V163H5ZM14 164V163H13ZM16 164V163H15ZM57 164H59L58 162H57ZM76 164V163H75ZM80 164V163H79ZM78 164V165H79ZM109 164V163H108ZM107 164V165H108ZM122 164V165H123ZM129 164V163H128ZM134 164V163H133ZM142 164V163H141ZM162 164V163H161ZM242 164V165H243ZM8 165V164H7ZM77 165V164H76ZM81 165V164H80ZM99 165H100V163H99ZM102 165V164H101ZM125 165V164H124ZM156 165V164H155ZM165 165H167V164H165ZM177 165V164H176ZM236 165V166H237ZM2 166V165H1ZM16 166V165H15ZM31 166V165H30ZM91 166H94V165H91ZM138 166V165H137ZM137 166H135V167H137ZM154 166V165H153ZM180 166V165H179ZM178 166V167H179ZM187 166V165H186ZM185 166V167H186ZM189 166V165H188ZM191 166V165H190ZM189 166V167H190ZM193 166V165H192ZM48 167V166H47ZM46 166H42V168L40 169L41 170V172L43 173V177H44V179H45V189H43L42 188V186H41V183L42 182H40V183H37L36 185H34L31 189V191H33V192H35V197L34 198H32V199H30L29 200V202H27L26 203V205L28 204V206H29V208H30V210H31V212H32V214L34 215V217L39 221V223L42 225V228H43V231H44V233H46L47 235H49V236H47L48 238L50 237V238H52V240L53 239H55V229H54V224H53V215H55L54 213L58 210H56V208H57V204H56V200H57V198H58V191H59V188H60V185H61V182H62V172L60 173V172H58V171H53V170H50V169H48ZM57 167V166H56ZM79 167V166H78ZM83 167H84V165H83ZM86 167V166H85ZM111 167H112V165H111ZM140 167V166H139ZM157 167H159L158 165H157ZM12 168V167H11ZM11 168H10V171H12L11 170ZM51 168V167H50ZM68 168H69V166H68ZM73 168V167H72ZM81 168H82V166H81ZM98 168V167H97ZM101 169H103L102 167H100ZM106 168V167H105ZM119 168H120V166H119ZM126 168V167H125ZM131 168H132V166H131ZM141 168V167H140ZM150 168V167H149ZM153 168V167H152ZM240 168H244V167H240ZM2 169V168H1ZM0 169V170H1ZM22 169H23V166H22ZM69 169H71V168H69ZM108 169V168H107ZM113 169H114V167H113ZM127 169V168H126ZM166 169V168H165ZM164 169V170H165ZM177 169H179V168H177ZM9 170V169H8ZM7 170V171H8ZM15 170V169H14ZM28 170V169H27ZM83 170V169H82ZM90 170V169H89ZM109 170V169H108ZM151 170V169H150ZM185 169H183V171H184ZM195 170V169H194ZM242 170V169H241ZM63 171V170H62ZM75 171V170H74ZM78 171V170H77ZM95 171H97V170H95ZM99 172H100V170H98ZM102 171V170H101ZM118 171V170H117ZM159 171V170H158ZM157 171V172H158ZM177 171V170H176ZM186 171V170H185ZM251 171V170H250ZM252 171H255V170H252ZM2 172V171H1ZM13 172V171H12ZM23 172V171H22ZM32 172V171H31ZM79 172V171H78ZM77 172V173H78ZM81 172V171H80ZM91 172H93V171H91ZM107 172V171H106ZM125 172V171H124ZM138 172V171H137ZM188 172V171H187ZM7 173V172H6ZM16 173V172H15ZM33 173V172H32ZM72 173H73V171H72ZM86 173V172H85ZM90 173V172H89ZM94 173V172H93ZM113 173V172H112ZM147 173V172H146ZM150 173V172H149ZM159 173V172H158ZM161 173V172H160ZM184 173V172H183ZM193 173V172H192ZM198 173V172H197ZM111 174V173H110ZM151 174V173H150ZM190 174V173H189ZM13 175V174H12ZM33 175H35V174H33ZM65 175H67V173L65 174ZM78 175V174H77ZM76 175V176H77ZM82 175V174H81ZM92 175V174H91ZM96 175V174H95ZM94 175V176H95ZM106 175V174H105ZM123 175H126V174H123ZM188 175V174H187ZM198 175V174H197ZM202 175V174H201ZM208 175V174H207ZM209 175H210V173H209ZM250 175V174H249ZM30 176V175H29ZM70 176V175H69ZM83 176V175H82ZM85 176V175H84ZM90 176V175H89ZM149 176V175H148ZM206 176V175H205ZM228 176V175H227ZM230 176V175H229ZM237 175H235V177H236ZM12 177V176H11ZM26 177V176H25ZM39 177V176H38ZM38 177H36L37 179H38ZM92 178H93V176H91ZM90 177V178H91ZM157 177V176H156ZM186 177V176H185ZM211 177V176H210ZM215 177V176H214ZM259 177V176H258ZM6 178V177H5ZM4 178V179H5ZM9 178H10V176H9ZM32 178H34V177H32ZM75 178V177H74ZM78 178V177H77ZM89 178V179H90ZM96 178V177H95ZM94 178V179H95ZM102 178V177H101ZM152 178V177H151ZM174 174H173V171H171V170H168V169H166L165 171H164V173H163V180L159 183V186H158V189L156 190V193H157V197L155 198V196L153 197V196H150L147 200H145L146 202H145V204H144V207H142V208H140V209H136V211H134V212H132V215L129 217V213L128 212H125V211H122V210H120V209H112L110 212H109V216H110V218H109V221H108V223H107V225H106V228H105V230H104V232L103 233H99V235H97L98 236V240H97V242H93L92 243V247H91V250H90V255L86 258V259H89V257H91V256H95L98 252H97V250H99V249H101L102 251H101V253L97 256V262H102V261H104L102 264H152L153 263V261L154 260H156V257L158 256L157 254H159L158 253V251L166 244V242H167V235H170V234H163L161 237H159V238H157V239H154V238H152V236H150L149 234H156V233H158V232H160L161 231V229L163 228V226H164V224H165V220L164 219H161V218H158L157 219V222L155 221V219L153 218V217H158V215L159 214H161V213H165V212H168V210L170 211V212H172V216L175 218V220L177 221V220H181L183 217H184V215H185V213H186V211H187V209H189L190 208V206L192 205V204H195V203H197L198 202V200H199V192H195L194 194H193V196H187V195H189V193L187 194V193H185L184 192V187H183V182L182 181H175L174 180ZM13 179V178H12ZM23 179V178H22ZM36 179V180H37ZM79 179V178H78ZM81 179H82V177H81ZM89 179H87L88 181H89ZM118 179V178H117ZM187 179V178H186ZM203 179V178H202ZM213 179V178H212ZM233 179V178H232ZM241 179V178H240ZM83 180V179H82ZM96 180V179H95ZM99 180V179H98ZM115 180V179H114ZM157 180V179H156ZM198 180V179H197ZM34 181V180H33ZM32 181V182H33ZM42 181V180H41ZM64 181V180H63ZM72 181V180H71ZM79 181V180H78ZM118 181V180H117ZM116 181V182H117ZM152 181V180H151ZM213 182H214V180H212ZM241 181V180H240ZM244 181V180H243ZM251 181V180H250ZM261 181V180H260ZM37 182V181H36ZM38 182H39V180H38ZM87 182V181H86ZM115 182V181H114ZM119 182V181H118ZM118 182H117V185H120V184H122V183H120V184H118ZM122 182H124V181H122ZM127 182V181H126ZM187 182V181H186ZM189 182V181H188ZM1 183H3V182H1ZM16 183H18V182H16ZM26 183V182H25ZM31 183V182H30ZM84 183V182H83ZM125 183V182H124ZM190 183V182H189ZM193 183V182H192ZM191 183V184H192ZM198 183V182H197ZM257 183V182H256ZM35 184V183H34ZM67 184V183H66ZM92 184H93V182H92ZM101 184V183H100ZM195 184V183H194ZM203 184V183H202ZM209 184V183H208ZM207 184V186L209 187V185ZM4 185V184H3ZM16 186L18 185V184H15ZM26 185V184H25ZM44 185V184H43ZM76 185V184H75ZM80 185H81V183H80ZM158 185V184H157ZM188 185H190V184H188ZM198 185V184H197ZM211 185V184H210ZM20 186V185H19ZM70 186H72V185H70ZM152 186V185H151ZM230 187H231V185H229ZM240 186V185H239ZM14 187V186H13ZM88 187H89V185H88ZM10 188V187H9ZM12 188V187H11ZM17 188L18 187H16L15 189V191H18L17 190ZM22 188H24V190H29V186L27 185V186H23ZM66 188V187H65ZM79 188V187H78ZM194 188V187H193ZM198 188V187H197ZM196 188V189H197ZM202 188H203V186H202ZM205 188V187H204ZM229 188V187H228ZM242 188V187H241ZM243 188H245V187H243ZM114 189H116L115 188V185H113L111 182H110V180H109V176L108 175H106L105 177H104V180L102 181V184H101V186H100V188H96V187H94V186H92L91 185V187H89V189H88V191H87V193H88V197H91V207H92V213H93V215L95 214L96 216H98V217H100V216H102L103 217V215L106 213V211H107V209H106V205H107V203L109 202V197L111 196V194H112V192H113V190ZM146 189V188H145ZM215 189V188H214ZM217 189V188H216ZM247 189V188H246ZM251 189H253V188H251ZM13 190V189H12ZM77 190V189H76ZM210 190V189H209ZM208 190V191H209ZM260 189H258V191H259ZM50 192V196H51V199H52V202L50 203L49 202V206H47V204L45 205V204H43V200L41 199V198H43V196L45 195V193L46 192ZM60 191H61V189H60ZM147 191H149V190H147ZM205 191V190H204ZM216 191V190H215ZM2 192H3V190H2ZM1 192V193H2ZM23 192V191H22ZM25 192V191H24ZM79 192V191H78ZM206 192V191H205ZM7 193V192H6ZM5 193V194H6ZM13 193V192H12ZM17 193V192H16ZM16 193H14V195L16 194ZM31 193V192H30ZM64 193V192H63ZM114 193V192H113ZM192 193V192H191ZM203 193V192H202ZM8 194V193H7ZM32 194V193H31ZM30 194V195H31ZM62 194V193H61ZM117 194H119V193H117ZM187 194V195H186ZM206 194V193H205ZM208 194V193H207ZM13 195V194H12ZM33 195H34V193H33ZM60 195V194H59ZM203 195V194H202ZM202 195H201V197H202ZM219 195V194H218ZM7 196V195H6ZM29 196V195H28ZM32 196V195H31ZM63 196V195H62ZM83 196V195H82ZM11 197V194H10V196H9V198ZM17 197V196H16ZM25 197V196H24ZM45 197H47V196H45ZM63 197H65V196H63ZM114 197H116V196H114ZM139 197V196H138ZM200 197V198H201ZM84 198V197H83ZM111 198V197H110ZM218 198H219V196H218ZM227 198V197H226ZM16 199V198H15ZM66 199H68V198H66ZM80 199V198H79ZM90 199V198H89ZM116 200H117V198H115ZM114 199V200H115ZM204 199V198H203ZM262 199V198H261ZM12 200V199H11ZM86 200V199H85ZM111 200V199H110ZM138 200H139V198H138ZM143 200V199H142ZM208 200V199H207ZM206 200V201H207ZM217 200H219V199H217ZM264 200V199H263ZM4 201V200H3ZM6 201V200H5ZM12 201H14V200H12ZM69 201V200H68ZM144 201V200H143ZM16 202V201H15ZM111 202H113V201H111ZM111 202H110V204H111ZM126 202H127V200H126ZM125 202V203H126ZM201 202V201H200ZM225 202V201H224ZM3 203V202H2ZM17 203V202H16ZM57 203H59V202H57ZM80 203V202H79ZM81 203H82V201H81ZM86 203H87V201H86ZM115 203H117V201H115ZM132 203V202H131ZM136 203V202H135ZM137 203H139V202H137ZM203 203V202H202ZM211 203V202H210ZM218 203H219V201H218ZM226 203V202H225ZM224 203V204H225ZM3 204H6V203H3ZM114 204V203H113ZM121 204V203H120ZM223 204V203H222ZM54 205H55V207H54ZM109 205V204H108ZM107 205V206H108ZM112 205V204H111ZM117 205V204H116ZM119 205V204H118ZM137 205V204H136ZM211 205V204H210ZM236 205V204H235ZM234 205V206H235ZM264 205V204H263ZM8 206V205H7ZM27 206V207H28ZM135 206V205H134ZM194 206V205H193ZM195 206H197V205H195ZM201 206V205H200ZM203 206V205H202ZM216 206H217V204H216ZM219 206V205H218ZM223 206V205H222ZM241 207H238V208H235V212H234V214H233V221L231 222V224L228 226L227 225V223H225L224 225H221L220 226V229H221V231H219V233H217L216 235L214 234H210V232L212 231H210L208 234H206V236L204 237V238H202L201 240V242L203 243L202 245V253H203V255L200 257V260H201V263L203 262L204 264H228L229 263V261H230V258L228 257V251H226L227 250V247H226V244H227V241H228V239H230V237L229 236H231L232 235V233L234 232V231H236V230H238L240 227H241V225L242 224H248L249 225V230L248 231H246L245 232V238L246 239H249L250 238V235H251V229L252 228H256V229H258L259 230V232L261 233V236L259 237V239H258V244H260L261 246H263L264 247V211H261L255 204H253V203H246V202H244V203H242L241 205H240ZM11 207V206H10ZM20 207V206H19ZM90 207V206H89ZM120 207V206H119ZM127 207V206H126ZM128 207H130V206H128ZM211 207V206H210ZM230 207H231V205H230ZM13 208V207H12ZM28 208V209H29ZM59 208V207H58ZM67 208H69V205L67 206ZM66 208V209H67ZM139 208V207H138ZM144 208H146V210L148 211V215L147 216H151L152 218H151V220L149 219V220H147V222H146V220H145V222L146 223H143V222H141V221H143V220H141V213L143 212V210H144ZM170 208V209H169ZM172 208V209H171ZM199 208V207H198ZM216 208V207H215ZM4 209V208H3ZM10 209V208H9ZM60 209V208H59ZM65 209V210H66ZM84 209V208H83ZM110 209V208H109ZM194 209V208H193ZM197 209V208H196ZM222 209V208H221ZM220 209V210H221ZM223 209H224V207H223ZM54 210V211H53ZM85 210V209H84ZM127 210V209H126ZM129 210V209H128ZM231 210H233V209H231ZM1 211V210H0ZM53 211V212H52ZM212 211V210H211ZM216 211V210H215ZM219 211V210H218ZM217 211V212H218ZM225 211V210H224ZM69 212V211H68ZM84 212V211H83ZM194 212V211H193ZM2 214H3V211L1 212ZM7 213V212H6ZM18 213V215L19 216H21V211H18L17 212ZM195 213V212H194ZM194 213H192V214H194ZM198 213H200V212H198ZM198 213H196V214H198ZM214 213V212H213ZM14 214V213H13ZM65 214V213H64ZM74 214V213H73ZM189 214V213H188ZM62 215V214H61ZM67 215H69L70 216V214H67ZM162 215V214H161ZM160 215V216H161ZM211 215V214H210ZM1 216V215H0ZM6 216V215H5ZM9 216V215H8ZM65 216V215H64ZM105 216V215H104ZM222 216V215H221ZM4 217V216H3ZM156 217V218H157ZM163 217V216H162ZM170 217V216H169ZM12 218V217H11ZM60 218V217H59ZM101 218V217H100ZM148 218V217H147ZM192 218V217H191ZM197 218V217H196ZM1 220H2V218H0ZM4 219V218H3ZM7 217H6V223H8V224H10L9 222H7ZM35 219V220H36ZM65 219V218H64ZM107 219V218H106ZM152 219H153V221H152ZM171 219V218H170ZM0 220V221H1ZM14 220V219H13ZM13 220H11V221H13ZM28 220V219H27ZM67 220V219H66ZM95 220V219H94ZM93 220V221H94ZM61 221H63V220H61ZM100 221V220H99ZM26 222V221H25ZM96 222V221H95ZM182 222V221H181ZM180 222V223H181ZM187 222H188V218H187ZM194 222V221H193ZM219 221H217V223H218ZM223 222V221H222ZM1 223V222H0ZM62 223V222H61ZM184 223V222H183ZM205 224L207 223V220H205V222H204ZM211 223V222H210ZM215 224V222H214V230L218 227V224ZM16 224V223H15ZM19 224V223H18ZM99 224V223H98ZM97 224V225H98ZM179 224V223H178ZM3 225H5V224H3ZM14 225V224H13ZM31 225V224H30ZM67 225V224H66ZM65 225V226H66ZM93 224H91V226H92ZM189 225H191V224H189ZM207 225V224H206ZM1 226H2V224H1ZM96 226V225H95ZM95 226H94V228H95ZM209 226H210V224H209ZM10 227V226H9ZM202 227V226H201ZM12 228V227H11ZM41 228V227H40ZM65 228V227H64ZM168 228V227H167ZM204 228V227H203ZM20 229H21V227H20ZM175 229V228H174ZM205 229H207V228H205ZM204 229V230H205ZM209 229V228H208ZM220 229H217V230H215L216 232L218 231V230H220ZM6 230V229H5ZM22 230V229H21ZM199 230V229H198ZM97 231H99V230H97ZM102 231V230H101ZM166 231V230H165ZM195 231V230H194ZM206 231V230H205ZM256 231V230H255ZM6 232V231H5ZM1 233H2V231H1ZM93 233V232H92ZM169 233V232H168ZM22 235H23V233H21ZM62 234H63V232H62ZM95 234V233H94ZM173 234V233H172ZM171 234V235H172ZM179 234V233H178ZM66 235V234H65ZM150 236V237H148V238H146L147 236ZM254 235V234H253ZM4 236V235H3ZM25 236V235H24ZM61 236V235H60ZM204 236V235H203ZM46 237V236H45ZM44 236H43V238H45ZM229 237V238H228ZM254 237V236H253ZM252 237V238H253ZM257 237V236H256ZM255 237V238H256ZM25 238V237H24ZM65 238V237H64ZM183 238V237H182ZM193 238V237H192ZM62 239V238H61ZM60 239V240H61ZM66 239V238H65ZM95 239H96V237H95ZM174 239V238H173ZM30 240V239H29ZM44 240V239H43ZM48 240V239H47ZM50 240V239H49ZM67 240V239H66ZM100 240V245H99V247L97 246V244H98V241ZM146 240V241H145ZM170 240V239H169ZM31 241V240H30ZM30 241H29V243H30ZM34 242H35V240H33ZM33 241H31V243L33 242ZM40 241H42V240H40ZM46 241V240H45ZM51 241V240H50ZM50 241H48L49 243H50ZM23 242V241H22ZM44 242V241H43ZM59 242H61V241H59ZM63 242L65 243L64 245H62V246H65V245H67L66 243V241H64L63 240ZM143 242H145L146 243V245H147V248H146V251L144 252L142 249H141V245H142V243ZM170 242V241H169ZM172 242V241H171ZM195 242V241H194ZM30 243V244H31ZM36 243V242H35ZM52 243V242H51ZM90 243V242H89ZM187 243V242H186ZM193 243V242H192ZM54 244V243H53ZM32 245H33V243H32ZM36 245V244H35ZM52 245V244H51ZM51 245H46V246H51ZM70 245V244H69ZM175 245H177V244H175ZM37 246H38V244H37ZM56 246V245H55ZM54 246V247H55ZM61 246V245H60ZM59 246V247H60ZM61 246V247H62ZM247 246V245H246ZM89 247V246H88ZM166 247V246H165ZM164 247V248H165ZM173 247H174V245H173ZM231 247V246H230ZM233 247V246H232ZM11 248V247H10ZM51 248V247H50ZM67 248V247H66ZM90 248V247H89ZM245 248V247H244ZM255 248H257V246L255 247ZM46 247H45V245H39L38 246V251H39V253H40V255H43L44 253H46ZM62 249H64V248H62ZM259 249H260V247H259ZM258 249V250H259ZM89 250L87 251V252H89ZM180 250V249H179ZM184 250V249H183ZM186 250V249H185ZM234 250H236V249H234ZM252 250H253V248H252ZM257 250V249H256ZM250 251V250H249ZM248 251V252H249ZM56 252V251H55ZM59 252V251H58ZM81 252V251H80ZM80 252H78L79 254H80ZM169 252V251H168ZM181 252H182V250H181ZM237 252V251H236ZM242 254H243V252L242 251H240ZM260 253L257 255V258H256V262H257V264H264V251L262 250V251H259ZM49 253V252H48ZM63 253V252H62ZM144 253V256H141V257H145V260H143V259H140V260H137V261H132V260H130V256L132 255V254H134V255H136V256H140V255H142ZM161 253V252H160ZM234 253V252H233ZM32 254V253H31ZM51 254V253H50ZM252 255H253V253H251ZM39 255V256H40ZM62 255V254H61ZM227 255V256H226ZM256 255V254H255ZM35 256V255H34ZM46 257H47V254L45 255ZM49 256V255H48ZM53 256V255H52ZM64 256V255H63ZM62 256V257H63ZM32 257V256H31ZM45 257V258H46ZM78 257H79V255H78ZM160 256H158V258H159ZM187 257V256H186ZM190 257V256H189ZM245 257H247L246 255H245ZM244 257V258H245ZM254 257V256H253ZM51 258V257H50ZM53 258V257H52ZM164 258V257H163ZM191 258V257H190ZM241 258V257H240ZM251 258V257H250ZM28 260L30 259V258H27ZM27 259H26V262L25 263H27ZM36 259H38V258H36ZM47 259H49V258H47ZM80 259V258H79ZM168 259V258H167ZM236 259V258H235ZM246 259V258H245ZM248 259V258H247ZM0 260H1V258H0ZM5 260V259H4ZM11 260V259H10ZM55 260V259H54ZM74 260V259H73ZM83 260H84V257H83ZM162 260V259H161ZM194 260V259H193ZM12 261H14V260H11V262H8V263H6V264H20L19 262L18 263H16L15 261L14 262H12ZM16 261H20V260H16ZM32 261V260H31ZM35 261V260H34ZM48 261V260H47ZM59 261V260H58ZM77 261V260H76ZM159 261H160V259H159ZM168 261V260H167ZM247 261H249V260H247ZM251 261V260H250ZM4 262V261H3ZM6 262V261H5ZM21 262H22V260H21ZM41 262V261H40ZM50 262H52V261H50ZM55 262H56V260H55ZM74 262V261H73ZM73 262H71V263H73ZM79 262V261H78ZM80 262H82V260L80 261ZM191 262H193V261H191ZM199 262V261H198ZM29 263H31L30 261H29ZM41 263H43V262H41ZM70 263V264H71ZM157 263V262H156ZM170 263L171 264H184V262L181 260V259H179L178 257H176L175 255H173L172 256V258L170 259ZM242 262H240V264H241ZM244 263V262H243ZM242 263V264H243ZM251 263V262H250ZM249 263V264H250ZM49 264V263H48ZM57 264V263H56ZM69 264V263H68ZM97 264H99V263H97ZM101 264V263H100ZM159 264V263H158ZM255 264V263H254Z\"/></svg>",
  "mask_w": 264,
  "mask_h": 264
}]
</instances>
